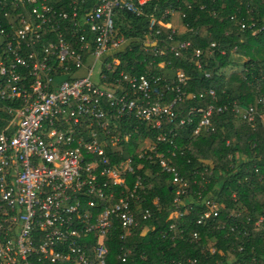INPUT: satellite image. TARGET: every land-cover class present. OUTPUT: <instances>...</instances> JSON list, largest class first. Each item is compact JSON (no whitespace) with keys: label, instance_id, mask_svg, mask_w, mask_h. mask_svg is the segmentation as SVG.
Returning <instances> with one entry per match:
<instances>
[{"label":"built area","instance_id":"1","mask_svg":"<svg viewBox=\"0 0 264 264\" xmlns=\"http://www.w3.org/2000/svg\"><path fill=\"white\" fill-rule=\"evenodd\" d=\"M51 1L0 0V264H108L109 236L116 228L120 264H130L135 231L140 229L138 236L144 237L150 230L139 219L152 216L137 205L144 190L141 178L127 185V176L144 161L171 179L174 210L166 220L171 234L160 235L172 249L179 220L200 208L197 224L206 226L224 208L199 192L191 200L189 183L172 162L175 152L161 150L175 146L171 126L178 105L204 96L216 101L215 93H185L187 77L181 69L170 79L125 70L113 77L120 65L115 53H123L129 42L118 34L116 17L123 12L138 16L152 0H94L90 5L88 0H66L68 12L55 9ZM18 8L23 14L13 18ZM172 15L167 10L160 19H151L150 38L142 41L145 51L152 48L153 56L163 59L156 64L159 69L170 65L168 54L179 58L191 47L188 41L174 40L177 30L171 20L166 21ZM163 29L169 33L160 38ZM202 56L194 49L190 58L199 71L206 65ZM97 64L101 72L95 74ZM214 112L241 117L252 127L264 126L263 121L256 123L260 114L254 108L236 104L230 109L191 108L176 123L193 126L194 136L210 134ZM111 118H130L150 130L167 132L154 141H138L132 155L124 153L122 161L113 163L107 148L128 146L132 134L113 135ZM135 160L141 163L134 165ZM262 225L260 218L256 231ZM140 259L145 260L144 255ZM169 264H196V260L180 258Z\"/></svg>","mask_w":264,"mask_h":264},{"label":"trees","instance_id":"2","mask_svg":"<svg viewBox=\"0 0 264 264\" xmlns=\"http://www.w3.org/2000/svg\"><path fill=\"white\" fill-rule=\"evenodd\" d=\"M64 2L66 0H52L51 4L59 11L68 12ZM92 2L94 0L86 3L90 5ZM167 10L178 15L180 23L173 25L177 30L174 40L188 41L191 47L179 58L168 54L170 65L159 69L156 64L163 59L154 57L152 48L145 51L142 41L150 38L147 28L150 20L160 19ZM21 14L23 11L18 8L12 17ZM241 23L245 25L242 30ZM115 27L118 34L129 42L123 53H115L120 65L114 78L125 70L133 75L149 73L170 79L181 69L187 77L183 88L185 93L214 91L216 101L204 96L200 100L187 99L178 105L179 114L171 126L175 146H162L161 150L175 152L172 162L181 177L188 181L191 200L199 192L203 198L224 207L216 221H208L206 226L197 224L200 208L179 220L173 230L175 247L171 249L169 242L160 235L164 232L171 234L166 223L174 210L171 179L157 165L144 161V166L135 170L134 175L127 176V185L131 187L138 177L141 178L144 190L139 193L137 205L139 209L149 210L152 216L144 221L139 219L140 224L150 230L144 237L138 236L140 229L135 231L136 235L130 240V245L135 244L130 264H169L170 260L180 258L195 259L196 264H264V126L257 123L252 127L230 114L217 112L213 113L214 130L210 134L194 136L193 126L177 125L191 108L201 109L209 105L230 109L236 104L242 109L254 108L258 114L264 112V0H152L141 8L138 16L121 13L115 19ZM252 32L256 34L253 36ZM64 33L69 39V31ZM168 33L163 29L160 38ZM211 44L215 47L211 48ZM194 49L202 51V59L206 62L200 71L190 62ZM233 56L244 60L235 62ZM136 60L141 64L135 65ZM152 60L155 62L150 65ZM158 88L163 91V83ZM168 97L172 96L169 94ZM198 118L199 115L196 123ZM111 122L114 123L113 135L121 138L124 132L132 134L128 146L107 148L113 163L122 161L124 153L132 155L138 141H154L160 133L167 132L166 128L150 130L130 118H111ZM102 136L106 138L105 133ZM137 163L141 162L135 160L134 165ZM205 169L211 174L202 176L201 171ZM200 185L204 187L200 188ZM137 205H132L133 210ZM260 218L263 219L262 229L256 231L255 223ZM219 226L224 229H217ZM118 233L116 228L109 236L108 264H120ZM196 233L198 236L194 238ZM238 248L241 251L238 252ZM141 255L145 260L140 259Z\"/></svg>","mask_w":264,"mask_h":264},{"label":"rangeland","instance_id":"3","mask_svg":"<svg viewBox=\"0 0 264 264\" xmlns=\"http://www.w3.org/2000/svg\"><path fill=\"white\" fill-rule=\"evenodd\" d=\"M174 20V21H173ZM174 22V23H173ZM171 23L172 25L174 26H178L180 23H179V19H178V15H176L175 13H173V15L171 16ZM256 34V33H255ZM234 59L235 62H238V63H242L244 59H241L239 58L238 56H233L232 57ZM246 61V59H245ZM101 72V67L99 64H97L96 68H95V74L97 73H100ZM241 118V117H240ZM239 118V119H240ZM260 121H263L264 123V112L260 114V118H257L256 120V123L257 122H260ZM246 124H248L247 122H245ZM249 125V124H248Z\"/></svg>","mask_w":264,"mask_h":264},{"label":"crops","instance_id":"4","mask_svg":"<svg viewBox=\"0 0 264 264\" xmlns=\"http://www.w3.org/2000/svg\"><path fill=\"white\" fill-rule=\"evenodd\" d=\"M174 27V26H173Z\"/></svg>","mask_w":264,"mask_h":264}]
</instances>
